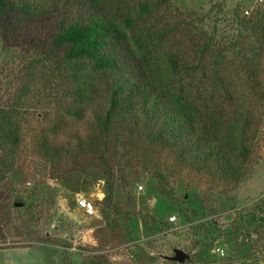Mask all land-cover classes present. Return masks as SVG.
Here are the masks:
<instances>
[{"label": "rangeland", "instance_id": "374dc122", "mask_svg": "<svg viewBox=\"0 0 264 264\" xmlns=\"http://www.w3.org/2000/svg\"><path fill=\"white\" fill-rule=\"evenodd\" d=\"M55 1L57 15L47 25L38 27L36 19L20 20L18 13L8 12L7 30L0 28V108L18 98L30 79L19 110L22 143L12 148L9 172L0 178V255L25 248L29 264H264V71H257L261 65L243 66L257 47L243 26L264 14V0H147L149 15L137 13V38L144 45L137 55L141 72L182 92L201 111V124H208L216 109L224 128L243 125L240 118L257 108L259 126L246 156L238 154L236 143L233 150L223 147L237 169L226 175L191 157L187 162L194 167L162 163L171 154L155 153L163 173L174 175L165 195L152 167L143 163L148 153L143 144L136 166L111 168L113 209L106 207L105 180L94 175L101 169L87 155L62 163L56 172L42 168L35 152L34 134L55 123L56 141L75 145L74 136L88 133L85 124L94 117L90 108H96L91 104L80 113L82 105L72 103L71 81L44 89L43 83L56 84L57 75L68 74L58 66L61 50L49 55L51 63L37 59L41 52L51 53L47 43L57 29L56 17L67 24L93 5L92 0ZM97 1L99 14L121 26L130 44L122 53L127 62L133 46L121 19L134 0ZM172 55L175 70L167 59ZM28 62L35 67L29 69ZM226 93L231 98L218 100ZM73 176H79L78 190L69 184ZM81 196L95 204L94 215L77 207ZM214 246L222 247L224 256L215 255Z\"/></svg>", "mask_w": 264, "mask_h": 264}, {"label": "trees", "instance_id": "16d2710c", "mask_svg": "<svg viewBox=\"0 0 264 264\" xmlns=\"http://www.w3.org/2000/svg\"><path fill=\"white\" fill-rule=\"evenodd\" d=\"M92 3L88 11L78 12L76 19L67 24L64 23L63 16L56 17L57 29L47 43L51 53L41 52L37 58L40 63H51L49 55L61 50L58 66H65L68 74L57 75L56 84L43 83L46 86L44 89L56 90L59 88V81H71L75 85L70 90V95L74 97L72 103L82 105L80 113L85 107L96 104L95 110L90 108L94 114L93 120L85 124L88 133L86 136H74L75 145L71 142L59 144L56 141L58 133L56 123L50 127L44 125L40 128V133L34 134L37 140L35 152L38 153L41 167L52 168L57 172L62 163L74 161L83 154L87 155L88 159L101 169L100 174L94 175H100L105 180L107 209H113L115 206L113 205L115 177L111 168L114 165H122L124 168L136 166L137 149L142 148L143 144L147 146L148 151L145 152L143 163L152 167L162 195L168 191L165 185L168 184L170 177H174L172 174L169 176L163 173L160 163L162 159L154 158L157 157L156 154L164 157L160 155L163 151L171 155L162 163L173 161L174 164H186L187 157H191L209 163L210 170L220 175L234 172L235 166L229 165L223 147L227 146L228 151L233 150L236 149V143L239 147L238 154L247 155L249 141L259 126L257 108L240 118L239 121H242L243 125L234 123L224 128L220 121L218 122L220 116L219 110L216 109L213 115H210L214 118L209 120L208 124L205 121L201 124V111L197 105L188 104L182 92L176 93L166 83L159 85L155 83L147 73L140 71L137 64L138 51H142L144 47L137 38V13L140 16L149 15L150 2L143 0L137 4V0H134L121 19V24L128 30L133 46V50L128 52L130 58L128 56L127 62L122 61L124 55L122 53L126 52L130 44L125 43V34L121 26L99 14L100 10L96 8L99 5L97 0H92ZM56 5L58 3L55 0H0L1 32L4 28L7 30L5 25L7 22H3V19L9 18L8 12L18 13L20 20L36 19V26L41 27L47 25L51 15H57L54 11ZM259 15L261 16L251 20L252 24L245 23L243 26L250 30L254 35L252 41L257 43L252 58L246 59L243 66L252 69L261 65L257 71H264V14L260 12ZM43 44L46 45V42L43 41ZM167 59L170 67L175 70L178 67L176 58L172 55ZM27 66L33 69L35 63L28 62ZM256 77L260 83L262 80L259 75ZM26 83L19 89L18 98L14 100L13 97L8 104L0 108V178L9 172L10 155H13L14 150H18L22 143L20 138L22 114H19V110L22 109L21 103L25 104L21 97L26 94ZM167 91L169 93L166 94ZM55 93L57 95V92ZM54 97L57 102L60 101L58 97ZM227 97L231 98L226 93L218 100L222 101ZM96 111L102 112L96 114ZM75 112L74 115H80ZM70 115H73L72 112ZM62 119L63 114L60 115V121ZM225 133L228 135L225 136ZM186 165L194 167L189 161ZM102 168L107 169L108 173H102ZM197 169L199 170V166ZM69 184L74 190H78L79 176H73Z\"/></svg>", "mask_w": 264, "mask_h": 264}, {"label": "built area", "instance_id": "2783aa9c", "mask_svg": "<svg viewBox=\"0 0 264 264\" xmlns=\"http://www.w3.org/2000/svg\"><path fill=\"white\" fill-rule=\"evenodd\" d=\"M245 14L248 15V11H245ZM77 203V207L82 210V212L86 215V216H92L95 214V204L91 201H89L87 198L84 197H79L76 200ZM175 218L172 217L170 218V221H173ZM212 251L214 252L215 255H217L218 257H222L224 256V250L222 247L219 246H214Z\"/></svg>", "mask_w": 264, "mask_h": 264}, {"label": "crops", "instance_id": "0c3cea01", "mask_svg": "<svg viewBox=\"0 0 264 264\" xmlns=\"http://www.w3.org/2000/svg\"><path fill=\"white\" fill-rule=\"evenodd\" d=\"M27 251L22 248L18 251L11 252L10 250L6 254H1L4 255V258L0 255V264H29Z\"/></svg>", "mask_w": 264, "mask_h": 264}]
</instances>
